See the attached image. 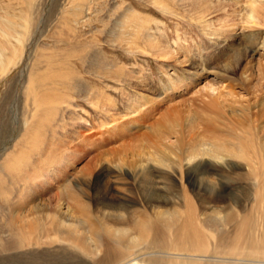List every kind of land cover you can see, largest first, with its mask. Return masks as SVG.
I'll return each mask as SVG.
<instances>
[{
    "label": "bare ground",
    "instance_id": "bare-ground-1",
    "mask_svg": "<svg viewBox=\"0 0 264 264\" xmlns=\"http://www.w3.org/2000/svg\"><path fill=\"white\" fill-rule=\"evenodd\" d=\"M19 2L30 6L34 0ZM16 24L5 18L0 29L10 35ZM2 55L0 51L5 69L10 59ZM56 56L47 57L43 70L28 74L22 103L0 104V264H99L98 258L102 264H264V181L259 171L264 168V136L244 135L242 140V130L233 139L210 134L204 129L209 118L196 112L186 117L184 128L170 108L161 113L162 121L151 122L148 117L156 108L143 103L131 104L124 115L113 112L115 103L94 100L77 70L57 68ZM74 56L68 53L60 61ZM81 60L99 78L115 77L100 53ZM67 87L98 109V129ZM226 87L213 82L195 92L215 98ZM172 96L167 93L164 99ZM150 132L157 140H173L162 151ZM139 138H146L148 147L135 148ZM80 145L85 148L76 149ZM106 159L111 164L105 165ZM71 161L75 165L69 166ZM80 162H85L81 168ZM219 170L260 179L250 208L240 205L238 213L226 198L199 191L192 195L195 188L188 186V178L194 171L215 185L220 181L212 175L225 176ZM99 181L103 192L94 196L92 183ZM167 184L175 187L174 197L160 193ZM137 188L140 200L134 195ZM151 193H157L155 199H147ZM210 243L221 256L205 253Z\"/></svg>",
    "mask_w": 264,
    "mask_h": 264
},
{
    "label": "rangeland",
    "instance_id": "rangeland-1",
    "mask_svg": "<svg viewBox=\"0 0 264 264\" xmlns=\"http://www.w3.org/2000/svg\"><path fill=\"white\" fill-rule=\"evenodd\" d=\"M5 18L19 24H16L17 31L10 35L0 29L2 59H10L5 69L0 63V104L3 100L10 101L12 106L22 103L28 74L43 70L47 57L54 54L57 68L77 70L78 78L91 90L94 100L98 98L108 105L115 103L117 109H112L113 112L124 115L131 104L143 103L148 109L156 108L151 109L152 118L148 117L151 122L162 121L165 116L161 113L170 108L184 128L186 117L196 112L209 118L204 121L207 124L204 129L208 128L210 134L233 139L242 130V140L248 136H264L261 116L264 111V0H34L30 6L19 0H0V20ZM68 53L75 56L71 61L61 62ZM89 53H100L106 70L115 77L96 76L91 64L81 60ZM213 82L227 86L221 97L195 92ZM67 90L85 105L87 111H81L82 114L96 122L98 129L102 116L97 113L98 109L78 97L74 88L67 87ZM167 93H173L169 101L164 99ZM199 126L204 131V125ZM126 133L123 131V135ZM188 133L186 128L185 134ZM148 136L157 140L155 132ZM172 140L167 137L156 142L163 151ZM12 144L9 141L8 146ZM134 146L148 147L146 138H139ZM104 163L111 164L107 159ZM84 164L80 162L78 166L81 168ZM71 165H75L74 161ZM70 168L67 170L72 173ZM219 171L225 176L212 175L219 179L218 185L210 183L201 171L192 173L188 178L190 184L184 181L195 188L193 196L199 191L202 196L226 198L238 213L240 205L250 208L260 179L250 173L240 178L232 170ZM259 171L264 181V168ZM91 188L94 196L103 192L101 181L93 182ZM174 189L167 184L160 193L174 197ZM134 195L140 200L139 188ZM156 196L157 193H151L147 199ZM82 199L88 201L86 196ZM261 210L260 226H263L264 205ZM208 235L215 238L211 231ZM213 248L210 243L205 253L221 256Z\"/></svg>",
    "mask_w": 264,
    "mask_h": 264
}]
</instances>
